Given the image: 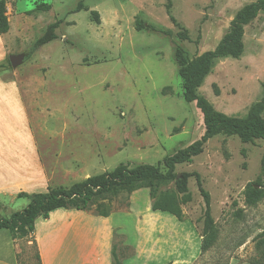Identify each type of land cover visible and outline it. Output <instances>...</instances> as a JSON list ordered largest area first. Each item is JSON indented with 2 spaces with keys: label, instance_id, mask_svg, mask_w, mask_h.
I'll return each instance as SVG.
<instances>
[{
  "label": "rangeland",
  "instance_id": "1",
  "mask_svg": "<svg viewBox=\"0 0 264 264\" xmlns=\"http://www.w3.org/2000/svg\"><path fill=\"white\" fill-rule=\"evenodd\" d=\"M5 1L10 29L0 35V61L13 62L0 73L5 85L0 94L20 96L47 176V183L36 189L46 192L120 163L130 168L153 164L164 171L162 159L198 140L205 129L201 111L183 99L175 48H182L189 61L215 50L237 12L258 0ZM91 11H97L98 21ZM51 23L57 38L33 50ZM233 48L239 56L216 59L198 93L215 110L244 117L264 94L263 10L242 25L240 44ZM0 107L6 108L3 103ZM260 115L264 118V108ZM175 170L199 173L210 195L217 237L200 250L204 201L192 176L184 220L163 213L181 236L166 252L169 261L264 263V197L248 206L243 195L248 182L264 187V140L245 143L236 135L217 134L191 162ZM16 195L2 196L0 217L28 204ZM98 203L89 210L69 211L95 219L101 218L93 214L114 213L113 221L130 239L135 213L151 212L145 187L110 194ZM32 235L16 240L18 264H38ZM125 242L114 232V264H127L132 257Z\"/></svg>",
  "mask_w": 264,
  "mask_h": 264
},
{
  "label": "trees",
  "instance_id": "2",
  "mask_svg": "<svg viewBox=\"0 0 264 264\" xmlns=\"http://www.w3.org/2000/svg\"><path fill=\"white\" fill-rule=\"evenodd\" d=\"M5 4V0H0V35L7 33L10 29ZM259 10L264 11V0H258L242 7L231 23L230 32L215 50L206 52L195 60L189 61L182 48L179 46L175 48L174 57L183 84V99L188 103L194 102L201 111L205 129L198 140L162 159L164 171H161L158 165L153 164H142L130 168L127 164L120 163L111 170L88 176L81 181L74 182L69 187L50 188L46 192L32 194L18 193L16 197L28 199V204L23 209L12 212L8 217H0V229H7L12 240L16 241L32 235L35 220L39 217L47 218L54 210H89L92 206L97 207L98 202L110 194L131 193L142 187L148 190L151 211L165 212L174 216L178 221H183L182 207L192 200L188 180L194 176L204 201L200 250L202 252L207 250L217 237L215 221L210 212V195L202 187L199 173L185 171L178 173L175 169L179 164L191 162L193 157L202 152L204 143L217 134L236 135L245 143L253 142L255 139L264 140V118L260 115V110L264 108V94L261 102L253 105L246 116L234 117L215 110L212 104L198 93V88L216 59L239 56V50L233 47L240 44L242 25L251 21ZM91 14L95 21H98L97 11H91ZM55 28V23L49 24L44 34L34 42L32 49L36 50L55 40L57 38ZM140 28L141 25L137 24L136 29ZM8 69H10V62L0 61V73ZM243 195L245 205L252 206L264 197V187L259 181L248 182L243 189ZM97 215L108 216L109 214L98 213ZM33 243L36 246L34 238ZM112 252L114 264V245ZM132 255L133 249L128 257ZM36 259L40 264L38 250Z\"/></svg>",
  "mask_w": 264,
  "mask_h": 264
},
{
  "label": "crops",
  "instance_id": "3",
  "mask_svg": "<svg viewBox=\"0 0 264 264\" xmlns=\"http://www.w3.org/2000/svg\"><path fill=\"white\" fill-rule=\"evenodd\" d=\"M4 87L0 84V89ZM7 88L15 89L13 86ZM15 93L0 94V105L6 106L5 109L0 107V200L2 196L21 192H41L37 186L47 183L45 167L29 130L25 108ZM69 210L74 209L54 210L47 218L35 220L32 236L40 264H113L114 232L122 234L125 245L133 249L127 264L138 260H142V264L152 261L172 264L166 252L170 253L177 240L175 237L180 240L181 236L172 220L164 217L165 212H136L135 233L130 239L127 232L120 230L113 221L114 213L98 215L97 218L101 219H95L91 215L76 217ZM0 264H18L16 241L12 240L7 229H0Z\"/></svg>",
  "mask_w": 264,
  "mask_h": 264
},
{
  "label": "water",
  "instance_id": "4",
  "mask_svg": "<svg viewBox=\"0 0 264 264\" xmlns=\"http://www.w3.org/2000/svg\"><path fill=\"white\" fill-rule=\"evenodd\" d=\"M10 62H11V63L13 62L12 59L10 60Z\"/></svg>",
  "mask_w": 264,
  "mask_h": 264
}]
</instances>
